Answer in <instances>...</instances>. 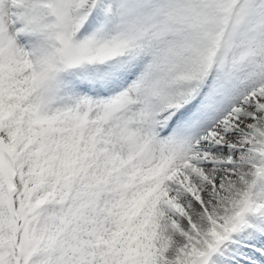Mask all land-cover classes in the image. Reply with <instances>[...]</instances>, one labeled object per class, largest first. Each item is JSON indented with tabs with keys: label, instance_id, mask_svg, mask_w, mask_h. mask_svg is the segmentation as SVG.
<instances>
[{
	"label": "snow or ice",
	"instance_id": "1",
	"mask_svg": "<svg viewBox=\"0 0 264 264\" xmlns=\"http://www.w3.org/2000/svg\"><path fill=\"white\" fill-rule=\"evenodd\" d=\"M0 264H264V0H0Z\"/></svg>",
	"mask_w": 264,
	"mask_h": 264
}]
</instances>
